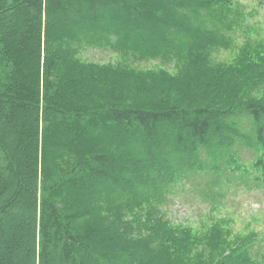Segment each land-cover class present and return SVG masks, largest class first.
I'll return each instance as SVG.
<instances>
[{
	"label": "trees",
	"instance_id": "1",
	"mask_svg": "<svg viewBox=\"0 0 264 264\" xmlns=\"http://www.w3.org/2000/svg\"><path fill=\"white\" fill-rule=\"evenodd\" d=\"M260 8L0 0V264H264V219L235 231L216 205L197 226L163 209L202 175L213 201L264 188Z\"/></svg>",
	"mask_w": 264,
	"mask_h": 264
},
{
	"label": "rangeland",
	"instance_id": "2",
	"mask_svg": "<svg viewBox=\"0 0 264 264\" xmlns=\"http://www.w3.org/2000/svg\"><path fill=\"white\" fill-rule=\"evenodd\" d=\"M247 8H252L255 0H241ZM262 30L264 31V9L260 8L255 18ZM242 38H240V41ZM81 55L84 59L97 62H116L120 56L111 50L104 49H83ZM218 60L230 58L228 52L220 51L216 55ZM134 65L143 68H152L160 65L158 61L135 62ZM264 92V90L262 91ZM254 152L242 149L243 161L249 163L254 157ZM255 174H262V170L253 171ZM214 180L212 175H202L191 178L185 183V186L174 188V194L168 204L163 207L166 216L173 223L197 226L199 222L204 221L206 215L212 206L216 205L217 209L212 216L222 217L230 221V227L235 231H243L248 223L253 220L257 223L264 219V188L247 189L243 184L238 190L227 192L225 197L217 198L216 201L205 198L204 195L197 193L193 186L206 189V182ZM217 190V188H215ZM215 206V207H216ZM251 228L259 229L258 224L252 223Z\"/></svg>",
	"mask_w": 264,
	"mask_h": 264
}]
</instances>
